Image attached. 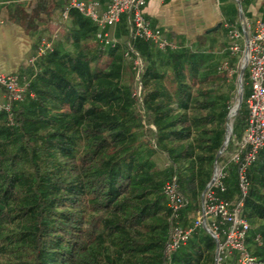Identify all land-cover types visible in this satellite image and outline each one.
I'll return each instance as SVG.
<instances>
[{
  "label": "trees",
  "instance_id": "obj_1",
  "mask_svg": "<svg viewBox=\"0 0 264 264\" xmlns=\"http://www.w3.org/2000/svg\"><path fill=\"white\" fill-rule=\"evenodd\" d=\"M28 1L20 11L36 60L18 72L28 83L23 100L0 110V264H215L216 243L203 229L167 259L176 221L164 187L176 179L185 200L178 222L192 226L229 136L238 83L230 54L204 42L160 50L133 40L126 16L105 47L70 0ZM43 41L52 48L38 56ZM129 43L144 64L139 81ZM242 78L234 135L248 117L247 71ZM248 176L246 244L264 264V148ZM225 184L220 198L236 201L233 164Z\"/></svg>",
  "mask_w": 264,
  "mask_h": 264
},
{
  "label": "built area",
  "instance_id": "obj_2",
  "mask_svg": "<svg viewBox=\"0 0 264 264\" xmlns=\"http://www.w3.org/2000/svg\"><path fill=\"white\" fill-rule=\"evenodd\" d=\"M104 1L101 3L98 0H70V8L80 11L98 26L97 40L100 44L105 47L116 44L117 41L111 29L117 27L122 18L126 16L133 40L141 39L150 42L160 50L176 47L160 29L153 28L146 20L144 9L147 0ZM63 18L68 19V10L64 12ZM4 23L5 21L0 19V25ZM242 25L244 32L237 29L229 31L232 39L229 51L231 55L239 57L235 71L241 70L238 78V97L242 90V102L244 92L242 75L244 71L248 73L249 95L245 101L248 111L246 125L241 137H238L234 135L233 123H230L229 140L219 156L222 160L216 162L212 181L202 195L201 207L196 213L192 226L184 227L178 222L185 208V200L178 191L176 179L166 183L164 193L172 211V219L176 221L166 247L168 260L188 243L196 229H203L216 243L215 264H233L235 257L237 258L236 264L257 263V259L247 248L246 242L251 226L242 216V210L244 199L250 189L249 170L264 148V20H259L255 24L243 20ZM54 38H58L57 32ZM51 48L52 43L43 41L38 56H42ZM133 54L136 55L135 58L132 57ZM125 56L128 59H134V68L138 71L139 81V73L144 64L131 43L128 44ZM35 60L36 58H33L30 62L34 63ZM223 69L230 74L234 72L227 63L223 65ZM27 87L28 83L23 84L18 74L6 75L0 72V90L6 91L8 99V102H0V110L9 112L12 102L22 101ZM137 89L136 95L139 97L141 94L139 82ZM230 142L232 149L228 150ZM231 164L237 167V184L240 192V197L234 202L226 201L219 196V193L227 191L225 181L228 178V167Z\"/></svg>",
  "mask_w": 264,
  "mask_h": 264
},
{
  "label": "crops",
  "instance_id": "obj_3",
  "mask_svg": "<svg viewBox=\"0 0 264 264\" xmlns=\"http://www.w3.org/2000/svg\"><path fill=\"white\" fill-rule=\"evenodd\" d=\"M27 1L0 0V19L5 21L0 25V72L6 75L18 74L30 64L34 34L26 22L27 12L20 11ZM31 1L34 0L28 2ZM144 16L175 46L176 42L184 41L187 46L197 48L204 42L207 47L228 52L232 57L229 31L244 32L243 20L252 24L264 20V0H147ZM116 29H111L113 34ZM225 63L230 68L227 60ZM4 100L5 95L0 93V102Z\"/></svg>",
  "mask_w": 264,
  "mask_h": 264
},
{
  "label": "rangeland",
  "instance_id": "obj_4",
  "mask_svg": "<svg viewBox=\"0 0 264 264\" xmlns=\"http://www.w3.org/2000/svg\"><path fill=\"white\" fill-rule=\"evenodd\" d=\"M59 24L56 26V25H53L51 28H52V30L53 31H55V30H58V28H59ZM60 33V32H59ZM231 59H232V66L233 67H236L237 68V61H238V59H239V57H235V56H232L231 57ZM227 60V59H226ZM225 60V61H226ZM237 70V69H236ZM237 74H238V76H237V80H238V78L240 77V75H241V70H238V72H237ZM136 91H138V89L136 88V90H135V92ZM238 91H239V86H238V83H235V90H234V92H233V99H232V101H231V106L233 105L234 107L232 108L233 110L234 109H237V105H238V102H239V97H238ZM246 99H247V97H248V95H249V89L248 88H246ZM235 112V110L233 111V113ZM238 113V112H237ZM237 113H236V115H237ZM236 115H234L232 118H231V123H233V125L235 124V119H236ZM241 134H242V131H238V132H236V135L237 136H241Z\"/></svg>",
  "mask_w": 264,
  "mask_h": 264
},
{
  "label": "water",
  "instance_id": "obj_5",
  "mask_svg": "<svg viewBox=\"0 0 264 264\" xmlns=\"http://www.w3.org/2000/svg\"><path fill=\"white\" fill-rule=\"evenodd\" d=\"M241 104H242V90H240V92H239V102H238V105H237V111H236V113L238 112V110H239ZM231 113H232V111H231L230 114H229V119H231ZM228 140H229V139L227 138V140H226V142H225V145H226V143L228 142ZM225 145H224V146H225Z\"/></svg>",
  "mask_w": 264,
  "mask_h": 264
},
{
  "label": "bare ground",
  "instance_id": "obj_6",
  "mask_svg": "<svg viewBox=\"0 0 264 264\" xmlns=\"http://www.w3.org/2000/svg\"><path fill=\"white\" fill-rule=\"evenodd\" d=\"M234 110H235V112H234V113L232 112L231 115H234V114L236 113L237 109H234ZM234 110H233V111H234Z\"/></svg>",
  "mask_w": 264,
  "mask_h": 264
}]
</instances>
